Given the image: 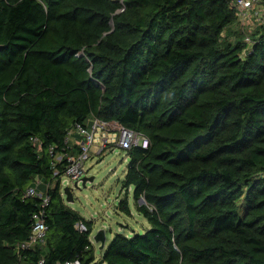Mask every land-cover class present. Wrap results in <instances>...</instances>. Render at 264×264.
<instances>
[{
	"label": "trees",
	"instance_id": "obj_1",
	"mask_svg": "<svg viewBox=\"0 0 264 264\" xmlns=\"http://www.w3.org/2000/svg\"><path fill=\"white\" fill-rule=\"evenodd\" d=\"M232 3L0 0V264H264V25L246 43ZM94 119L150 143L127 151L117 205L131 216L133 188L150 229L98 262L50 155H77L67 133ZM31 187L50 196L47 233L19 256Z\"/></svg>",
	"mask_w": 264,
	"mask_h": 264
},
{
	"label": "built area",
	"instance_id": "obj_2",
	"mask_svg": "<svg viewBox=\"0 0 264 264\" xmlns=\"http://www.w3.org/2000/svg\"><path fill=\"white\" fill-rule=\"evenodd\" d=\"M232 5L237 12V26L246 33L245 42L251 44L250 34L257 27L264 25V0H233ZM32 142L38 147L40 146L37 138H32ZM66 143L78 145L81 151L74 156L55 155L53 148H50V155L53 157L51 163L54 167L63 159L68 162L64 174L60 177V192L63 197H65L63 190L68 187L67 185L70 183L80 185L82 183L86 175L85 164L90 158V148L92 146H96L98 155H101L107 150L108 144L111 143H115L117 147L125 151H129L133 147L147 149L150 145L149 140L143 134L128 130L117 122L107 123L98 119L92 120L88 127L80 124L75 125L73 129L68 131ZM47 188H49V185ZM26 196L39 197L42 199V204L41 208L33 215V225L29 239L15 246L16 253L19 256L22 251L43 244L47 233L44 208L48 205L50 196L37 191L34 187L26 191ZM76 228L80 232H87V227L82 222L77 223ZM86 249H89V246ZM39 264H43V261H40ZM59 264H81V261L76 259Z\"/></svg>",
	"mask_w": 264,
	"mask_h": 264
},
{
	"label": "rangeland",
	"instance_id": "obj_3",
	"mask_svg": "<svg viewBox=\"0 0 264 264\" xmlns=\"http://www.w3.org/2000/svg\"><path fill=\"white\" fill-rule=\"evenodd\" d=\"M90 154L85 164L84 178L93 180L87 181L85 187L80 183L78 185L80 189L75 188L71 183L67 185L73 190L74 201L70 204L65 201V204L93 223L90 239L94 246L95 262H98L104 252L99 250V244L93 240L98 231H105V248H107L116 234L121 233L128 237L143 235L150 229V224L136 209L133 188L128 191L131 216L117 209L118 202L124 197L125 192L123 181L129 163L127 151L111 143L101 155H98L96 146H92Z\"/></svg>",
	"mask_w": 264,
	"mask_h": 264
},
{
	"label": "water",
	"instance_id": "obj_4",
	"mask_svg": "<svg viewBox=\"0 0 264 264\" xmlns=\"http://www.w3.org/2000/svg\"><path fill=\"white\" fill-rule=\"evenodd\" d=\"M93 179H89V178H83L82 183H83V187H85L86 182L87 181H92ZM75 188L80 189L79 186L77 184L74 185ZM64 194H65V201L67 203H73L74 201V197H73V190L69 187H65L63 190ZM139 204H145V200L144 198H140L139 199ZM93 240L95 243L99 244V250H104L105 249V245H106V234L104 230H100L98 231L94 237ZM99 264H103V261L101 260L99 262Z\"/></svg>",
	"mask_w": 264,
	"mask_h": 264
},
{
	"label": "crops",
	"instance_id": "obj_5",
	"mask_svg": "<svg viewBox=\"0 0 264 264\" xmlns=\"http://www.w3.org/2000/svg\"><path fill=\"white\" fill-rule=\"evenodd\" d=\"M123 227V226H122Z\"/></svg>",
	"mask_w": 264,
	"mask_h": 264
}]
</instances>
